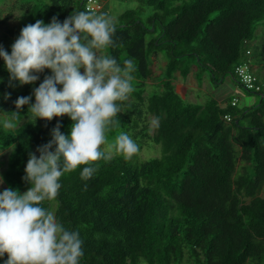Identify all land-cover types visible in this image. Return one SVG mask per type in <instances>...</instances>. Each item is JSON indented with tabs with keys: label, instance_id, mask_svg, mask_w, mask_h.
<instances>
[{
	"label": "trees",
	"instance_id": "trees-1",
	"mask_svg": "<svg viewBox=\"0 0 264 264\" xmlns=\"http://www.w3.org/2000/svg\"><path fill=\"white\" fill-rule=\"evenodd\" d=\"M136 0L155 12L145 22L139 10H128L117 22L116 46L107 55L118 62L134 59V91L118 102L119 127L108 133L112 142L120 132L135 140L161 146V156L131 159L116 154L96 163L92 178L81 177L82 165L60 180L59 194L42 206L67 230L84 241L79 264H264V88L257 73L260 96L247 108L225 107L217 99L192 103L176 90L177 76L188 78L192 67L209 72L214 84L250 62L246 46L256 40V26L264 23V0ZM85 0H34L23 5L31 23H63L74 12L85 11ZM1 21L0 24H5ZM154 28L152 32L150 29ZM8 28L2 48L11 54ZM252 63L264 72V44ZM167 59L160 91L149 96L146 82L150 62ZM250 64V63H249ZM253 68V67H252ZM35 84L12 81L0 57V121L5 113L20 112L14 129L0 122V152L14 147L4 178L5 189L21 194L31 187L25 168L31 153L52 139L57 124L70 136L67 116L35 120L28 106L16 108L21 96H32ZM185 80V79H184ZM183 81V80H182ZM62 88V86H58ZM238 87L243 89L241 86ZM263 96V97H262ZM150 116L156 124L153 134ZM225 116H230L226 120ZM7 254L0 257L5 264Z\"/></svg>",
	"mask_w": 264,
	"mask_h": 264
},
{
	"label": "clouds",
	"instance_id": "clouds-1",
	"mask_svg": "<svg viewBox=\"0 0 264 264\" xmlns=\"http://www.w3.org/2000/svg\"><path fill=\"white\" fill-rule=\"evenodd\" d=\"M117 22V15L74 12L63 23L54 17L50 24L37 20L23 27L11 54L0 47L11 80L22 86L35 84L46 69L52 73L34 89L35 103L32 96H21L16 108L27 105L35 120L67 116L73 122L70 136L57 124L52 139L37 149L39 157L30 154L24 177L31 185L27 192L11 187L0 192V257L7 254L5 264H79L84 255L79 232L67 230L43 202L57 197L66 173L86 165L81 177L88 180L98 171V161H110L116 154L131 159L141 151L125 132L112 142L108 139L112 127L120 124L118 102L127 101L134 91L136 71L134 59L121 65L104 54L116 46ZM4 113L3 127L14 129L20 112Z\"/></svg>",
	"mask_w": 264,
	"mask_h": 264
},
{
	"label": "rangeland",
	"instance_id": "rangeland-1",
	"mask_svg": "<svg viewBox=\"0 0 264 264\" xmlns=\"http://www.w3.org/2000/svg\"><path fill=\"white\" fill-rule=\"evenodd\" d=\"M34 0H0V22L6 21L5 24H0V47L4 44V35H7L8 28L14 30L17 38L21 34V30L28 24H32L28 16L21 11L23 5L33 3ZM191 0H181L179 4L188 2ZM109 3L106 5L104 3V10L102 13H108L110 15H117L118 21L120 16L128 10H139L141 12V18L146 22L149 17L154 15L153 9L147 7L146 5H140L136 0H109ZM135 3L137 6L135 8H124L125 5ZM100 14V13H99ZM152 32L154 28L150 29ZM256 40L250 42L246 46L247 56L250 60V65L253 67L255 73L258 74L261 81V88H264V72L256 65L252 63L253 60L259 57L260 50L257 49V46L264 44V23L256 26L255 30ZM16 41V40H15ZM14 39L11 37L8 46L12 45ZM107 55V49L105 53ZM167 59L164 55L160 54L158 57H153L150 62L149 78L146 82V91L149 96L160 91V84L164 80L165 66ZM83 72V69L81 70ZM191 75L188 78H182V76H177L178 80H183L181 82L183 87L176 88L177 92L181 94L183 98L192 103L205 104L208 100L217 99L222 106H226L232 101L236 100L238 102L239 108H247L256 103L260 102V96L258 95H249L245 89L238 87V84L234 78L229 75L225 78L223 83L214 84L211 81V75L209 72H202L196 66L192 67ZM185 79V80H184ZM176 87L181 86L177 83ZM193 84L195 92L187 95L182 94L185 92L187 85ZM191 89V88H190ZM149 120L151 121L150 127L152 129V134L154 132V127L156 120L154 116H150ZM14 152V147L6 149L0 152V176H2L4 170L7 167L8 160L11 154ZM161 146L154 145L150 146L147 143L144 144L142 150L140 151L141 159H148L155 156H161ZM5 189V184L0 185V192ZM57 204L54 203L51 212H56Z\"/></svg>",
	"mask_w": 264,
	"mask_h": 264
},
{
	"label": "built area",
	"instance_id": "built-area-1",
	"mask_svg": "<svg viewBox=\"0 0 264 264\" xmlns=\"http://www.w3.org/2000/svg\"><path fill=\"white\" fill-rule=\"evenodd\" d=\"M85 11H92L97 14L102 13L104 10L103 0H85L84 2ZM235 76L239 86L247 91H253L257 89V77L248 62L241 63L235 68ZM258 90V89H257ZM238 102L234 100L232 103L235 106ZM226 120H230V116H225Z\"/></svg>",
	"mask_w": 264,
	"mask_h": 264
},
{
	"label": "crops",
	"instance_id": "crops-1",
	"mask_svg": "<svg viewBox=\"0 0 264 264\" xmlns=\"http://www.w3.org/2000/svg\"><path fill=\"white\" fill-rule=\"evenodd\" d=\"M108 1H109V0H103V3H105V4L107 5V4L109 3ZM104 7H105V6H104ZM181 82H184V81L179 80V82H177V83H178V84L180 83L181 86H177L176 88L185 86V85H183ZM187 86H188V87H186V88H189V89H186L185 92L182 93L183 95L186 94V97H187V95L190 93V91H192V93L195 92V89H194L193 84H191V85H187ZM190 88H191V89H190ZM180 95H181V94H180Z\"/></svg>",
	"mask_w": 264,
	"mask_h": 264
},
{
	"label": "water",
	"instance_id": "water-1",
	"mask_svg": "<svg viewBox=\"0 0 264 264\" xmlns=\"http://www.w3.org/2000/svg\"><path fill=\"white\" fill-rule=\"evenodd\" d=\"M263 97V96H262Z\"/></svg>",
	"mask_w": 264,
	"mask_h": 264
}]
</instances>
